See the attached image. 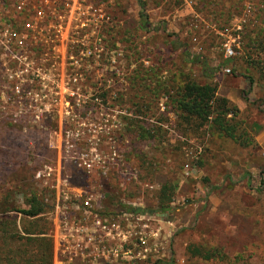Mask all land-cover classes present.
Returning <instances> with one entry per match:
<instances>
[{
    "label": "rangeland",
    "instance_id": "374dc122",
    "mask_svg": "<svg viewBox=\"0 0 264 264\" xmlns=\"http://www.w3.org/2000/svg\"><path fill=\"white\" fill-rule=\"evenodd\" d=\"M111 1L119 20L116 69L107 58L91 74L66 73V85L85 87L54 93L52 107L29 109L36 121L25 112L17 124L0 118V264L9 249L22 245L17 234L34 229V220L4 213L5 205L29 209L33 196L46 195L42 181L57 178L76 187L100 182L117 192V198L106 195L108 204L133 201L126 205L158 215L165 256L137 264H264V0H211L213 6L198 0L195 14L181 0ZM141 12L147 32L138 27ZM210 25L237 28L241 55L225 59L222 39ZM78 31L69 37L77 41L86 34ZM224 67L231 73H221ZM190 82L212 85L215 97L228 101L233 112L225 123L232 137L211 118L180 111L177 101ZM162 95L169 100L166 115L156 104ZM84 162L103 166V173H85ZM57 165L61 174L43 176ZM125 169L132 172L129 180ZM164 184L169 190L160 201ZM49 213L37 223L50 225ZM189 247L214 257L191 256Z\"/></svg>",
    "mask_w": 264,
    "mask_h": 264
},
{
    "label": "built area",
    "instance_id": "2783aa9c",
    "mask_svg": "<svg viewBox=\"0 0 264 264\" xmlns=\"http://www.w3.org/2000/svg\"><path fill=\"white\" fill-rule=\"evenodd\" d=\"M181 1L183 9L195 14L198 0ZM252 10L251 5L246 6L247 13ZM195 17L200 19L197 14ZM241 20L246 23V19ZM117 23V8L111 0H0V118L17 124L26 119L25 112L32 113L36 121L38 115L29 109L52 107L57 103L54 93L85 87L66 85V73L91 74L93 66L107 58L111 69H116ZM210 28L222 39L225 59L241 55L237 28ZM78 30L86 34L74 41L69 33ZM144 63L148 65V61ZM219 70L231 73L227 67ZM166 74L163 71L162 78ZM168 103V96L159 97L160 114H167ZM178 138L183 141L180 135ZM183 150L186 155L187 149ZM200 150L197 147L196 153ZM81 167L89 175L95 170L103 173V166L93 163L84 162ZM62 169L60 165L46 167L43 176L54 171L59 175ZM122 173L129 180L132 172L125 169ZM40 174L35 175L37 181ZM42 183L46 195L40 200L50 210L53 264H137L160 261L165 256V228L158 215L122 208L134 205L133 201L108 204L106 195L117 192L100 182L85 187L58 178ZM120 186L119 191H123L125 183ZM145 188L153 191L156 187L145 184Z\"/></svg>",
    "mask_w": 264,
    "mask_h": 264
},
{
    "label": "trees",
    "instance_id": "16d2710c",
    "mask_svg": "<svg viewBox=\"0 0 264 264\" xmlns=\"http://www.w3.org/2000/svg\"><path fill=\"white\" fill-rule=\"evenodd\" d=\"M141 8H144V3L140 2ZM138 27L142 31H149V23L145 18L143 12L140 13V21L138 23ZM211 76L215 75L216 69L206 67ZM205 71V70H204ZM213 74V75H212ZM216 89L212 85H198L195 83H186L183 88V93L178 99V107L180 111L189 116H195L197 119L202 121L210 120L216 127L224 133L228 134L229 137H232V132L230 128L226 127V116L233 111L229 108V103L226 99H217L215 97ZM264 184V180L260 182V186ZM169 189L167 185L164 184L161 186L160 193V201L166 198V192ZM29 209L27 210H18L9 202L5 205L4 213L14 212L23 214L25 217L34 220L33 226L34 229H23L21 232L24 236H20L17 234V240H22V245L17 247L16 249H9L5 255L4 264H53L52 258V238L49 236L51 225L48 222H44L42 225H39L37 221L43 220L42 218L46 214L48 207L44 205L40 199L36 196H33L28 201ZM122 208L128 212L140 213L144 212L143 209L136 207H128L122 205ZM5 216V214H4ZM7 225V224H6ZM1 228L5 227V223H0ZM39 227V228H38ZM12 239L16 236L13 233L10 235ZM16 240V239H15ZM188 253L191 256L202 257L204 260H209L214 257V255L202 254L198 249L191 247L188 248Z\"/></svg>",
    "mask_w": 264,
    "mask_h": 264
},
{
    "label": "crops",
    "instance_id": "0c3cea01",
    "mask_svg": "<svg viewBox=\"0 0 264 264\" xmlns=\"http://www.w3.org/2000/svg\"><path fill=\"white\" fill-rule=\"evenodd\" d=\"M214 200V199H213ZM215 203V202H214Z\"/></svg>",
    "mask_w": 264,
    "mask_h": 264
}]
</instances>
